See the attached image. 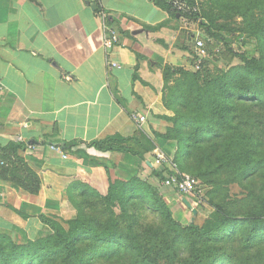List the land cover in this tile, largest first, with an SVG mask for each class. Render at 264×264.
<instances>
[{
    "label": "trees",
    "instance_id": "obj_1",
    "mask_svg": "<svg viewBox=\"0 0 264 264\" xmlns=\"http://www.w3.org/2000/svg\"><path fill=\"white\" fill-rule=\"evenodd\" d=\"M152 1L172 19L198 22L208 37L223 44L255 43L251 57L232 54L227 47L239 64L217 75L209 74L205 65L197 71L162 67V102L173 112L159 117L172 123L165 136L176 142L179 167L210 186L212 213L201 224H181L145 181L136 176L114 181L107 171L104 192L80 180L68 186L66 197L75 215L40 213L38 218L51 229L45 236L20 244L0 233V264H95L116 255L127 259L123 264H240L237 249L263 242L264 0ZM177 2L190 9H178ZM96 11H102L100 6ZM61 73L66 82L75 80ZM86 144L139 160H144V150L155 148L139 129L131 136L115 134ZM25 147L13 142L0 147V178L38 195L41 178L21 156ZM234 182L246 189L237 206L223 189ZM153 217L160 220L158 225L144 223ZM184 251L187 256L181 257Z\"/></svg>",
    "mask_w": 264,
    "mask_h": 264
},
{
    "label": "crops",
    "instance_id": "obj_2",
    "mask_svg": "<svg viewBox=\"0 0 264 264\" xmlns=\"http://www.w3.org/2000/svg\"><path fill=\"white\" fill-rule=\"evenodd\" d=\"M97 6L117 35L109 48ZM185 28L152 0H0V147L24 143L21 156L41 178L38 195L0 178V233L39 228L38 214L75 181L104 192L107 171L120 180L136 173L144 161L86 143L133 135V112L153 126L171 116L160 66L188 64V49L177 51Z\"/></svg>",
    "mask_w": 264,
    "mask_h": 264
},
{
    "label": "rangeland",
    "instance_id": "obj_3",
    "mask_svg": "<svg viewBox=\"0 0 264 264\" xmlns=\"http://www.w3.org/2000/svg\"><path fill=\"white\" fill-rule=\"evenodd\" d=\"M180 21L182 25H185L187 27L185 28V30H182V32L184 33L182 36L186 37L187 39V42H185L187 46L185 47L183 45H180L179 49L177 47L178 45L174 44L173 50H175L176 47L179 49H177V51L180 52L187 48L189 52V56H186L188 64L184 67L180 63L178 65L164 63V65L160 66L161 71L162 67L165 65H168L173 69L182 67L189 71H197L202 65H205V70L208 71L209 74L217 75L221 72H224L229 67L239 64V59L232 56L233 53L244 54L247 57H251L255 54L254 41L245 40L244 43H242L243 41H233L228 42V44L226 45L218 39L208 37L199 27L198 22L188 21L186 19H184V21L180 19ZM234 21H239V19H236ZM192 25L193 28H190ZM196 37L204 42V52L201 53L200 61L199 56H197L193 48V41ZM227 47H230L233 50L232 54L229 53ZM197 64H199L198 67ZM175 81L176 80L174 79L171 84L175 83ZM165 109L166 108L164 107V110ZM166 111L169 113V115H173V112L170 109H166ZM141 115L145 116L146 119L143 124H140V126H138L137 130L139 129V131H141L151 141V144H153L155 148L147 152L144 150V160H142L144 162H139L135 169L136 173L133 176L139 177L142 181H145L146 184L153 187L159 194L163 196L164 200L170 207L173 218L176 221L181 224L196 221L200 222V224L203 223L204 220L208 218L213 211L212 206L209 203V197L207 195L210 186L208 184H204L199 177L195 176L194 172L182 170L179 167V161H176L174 159L176 153V142L174 140L167 139V137L165 136V134L168 133L171 129L172 123L168 120L160 118V124H158L157 126H153L148 124V114V116L144 114ZM155 138L157 139L158 144H156ZM147 162H150L151 165L148 166ZM156 173L161 174L156 175ZM178 174L190 175L198 180L200 186L199 197L182 195L179 191H177L173 178L178 177ZM162 177L164 178L161 180ZM166 179H169L171 181L170 184H167ZM112 180L115 181L118 179L115 178ZM223 189L224 192L229 195V198H231L235 202L236 206L239 202H241L240 199L244 197L243 193L246 192V189H242V186L235 182L224 184ZM183 200H186L191 205V207H187ZM192 209L196 210L195 214H193ZM75 211L76 210L73 208L70 200H68L65 195L64 197L60 198L59 201L56 200L50 202L45 211L40 213H44L45 216L69 218L71 214L75 215ZM40 213L38 214V216L40 215ZM39 221V224H37L39 228H37L36 226L33 230L17 229L16 232L13 231V238L6 232H2V234L5 233L6 235L10 236L13 241H16L20 244L28 240H37L51 231V229L48 228L44 223H42L40 219ZM148 222L158 225L160 223V220L157 217H153L144 223L147 224ZM260 238L261 239H259V241L263 242H261L259 245H255L253 249H241V247L240 249H237V259L240 264H264V235L260 236ZM180 256L185 257L187 256V254H185L184 251V253H181ZM125 261H127V259L120 258V256L116 255L114 258L107 262L97 261L95 262V264H123V262Z\"/></svg>",
    "mask_w": 264,
    "mask_h": 264
},
{
    "label": "built area",
    "instance_id": "obj_4",
    "mask_svg": "<svg viewBox=\"0 0 264 264\" xmlns=\"http://www.w3.org/2000/svg\"><path fill=\"white\" fill-rule=\"evenodd\" d=\"M178 9L187 11L190 8L187 7L186 5L182 4V3H176ZM195 10V9H193ZM97 16L100 19V24L102 27V30L104 31V46L109 48L113 45V43H115L117 41V35L114 31H112L110 28L107 27L106 25V14L102 11H98L97 12ZM193 48L195 53L197 54V56H199V61L201 60V53L204 52V42L200 39H198L197 37L194 39L193 41ZM193 50V49H192ZM112 65L114 66L115 63H112ZM199 66V64H197V67ZM131 119L138 125L140 126V124H143V122L145 121V116L138 114V113H132L131 114ZM29 148L31 147L28 146ZM65 157V156H64ZM176 178H173V180L175 181V187L177 189V191H179L182 195H188L191 197H199L200 194V186H199V182L196 178L190 176V175H180ZM167 184H170V180L166 179Z\"/></svg>",
    "mask_w": 264,
    "mask_h": 264
},
{
    "label": "water",
    "instance_id": "obj_5",
    "mask_svg": "<svg viewBox=\"0 0 264 264\" xmlns=\"http://www.w3.org/2000/svg\"><path fill=\"white\" fill-rule=\"evenodd\" d=\"M183 201H184V203L186 204L187 207H189V208L191 207V205L186 200H183ZM192 211H193V214L196 213L195 209H192Z\"/></svg>",
    "mask_w": 264,
    "mask_h": 264
}]
</instances>
